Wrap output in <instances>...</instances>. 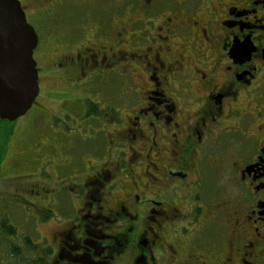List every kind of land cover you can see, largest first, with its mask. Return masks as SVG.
I'll list each match as a JSON object with an SVG mask.
<instances>
[{
    "label": "flooded vegetation",
    "instance_id": "flooded-vegetation-1",
    "mask_svg": "<svg viewBox=\"0 0 264 264\" xmlns=\"http://www.w3.org/2000/svg\"><path fill=\"white\" fill-rule=\"evenodd\" d=\"M18 1L38 36L40 89L29 14L60 11L71 13L70 33L49 67L93 84L110 78L126 100L81 102L77 213L57 225L52 256L264 264V0H125L111 7L120 26L109 44L98 42L95 15L81 21L88 0ZM90 26L95 41L82 42Z\"/></svg>",
    "mask_w": 264,
    "mask_h": 264
},
{
    "label": "rangeland",
    "instance_id": "rangeland-1",
    "mask_svg": "<svg viewBox=\"0 0 264 264\" xmlns=\"http://www.w3.org/2000/svg\"><path fill=\"white\" fill-rule=\"evenodd\" d=\"M86 2L93 8L80 15L83 16L81 21L91 12L92 17L97 18L93 19L92 25L98 29V42L111 43L114 30L120 26L115 24L117 21L112 23L109 20L111 7L122 9L125 0ZM51 13L29 14V21L37 28L41 42L37 56L42 74L40 95L26 116L15 122L0 120V264H68L52 255L60 247V239L55 237L60 232L57 225L77 213L75 197L84 158L80 138L85 134L84 125L88 123L81 102L92 98L102 109L105 104L126 101L122 96L123 86L118 84L113 89L110 78L100 77L93 84L92 78L87 80L79 76L76 80L77 77L62 71L54 72L55 66L49 67L51 61L61 56L55 48L59 50L69 37L65 31L70 33L67 16L71 15L60 11ZM95 29L91 31V26L83 28L82 42H94ZM54 33L59 34V39L53 37ZM76 48L74 46L72 53L68 54H74ZM63 56L66 55L63 53ZM93 77L97 80L99 76ZM60 196L64 199L61 203L55 202L47 207L56 198L59 201ZM191 221L193 218L188 217L187 222ZM177 226L174 224L169 231V239ZM192 235L197 236L196 233ZM51 256L56 263H50Z\"/></svg>",
    "mask_w": 264,
    "mask_h": 264
},
{
    "label": "water",
    "instance_id": "water-1",
    "mask_svg": "<svg viewBox=\"0 0 264 264\" xmlns=\"http://www.w3.org/2000/svg\"><path fill=\"white\" fill-rule=\"evenodd\" d=\"M38 36L18 0H0V120L26 116L40 95Z\"/></svg>",
    "mask_w": 264,
    "mask_h": 264
},
{
    "label": "trees",
    "instance_id": "trees-1",
    "mask_svg": "<svg viewBox=\"0 0 264 264\" xmlns=\"http://www.w3.org/2000/svg\"><path fill=\"white\" fill-rule=\"evenodd\" d=\"M13 231V229L12 228H10V232H12ZM12 234H14V232L12 233ZM26 241H27V243L31 246V243L29 242V240L28 239H26ZM14 251H15V249H13Z\"/></svg>",
    "mask_w": 264,
    "mask_h": 264
}]
</instances>
